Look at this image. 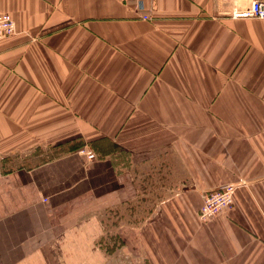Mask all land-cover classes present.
<instances>
[{"label":"crops","instance_id":"1","mask_svg":"<svg viewBox=\"0 0 264 264\" xmlns=\"http://www.w3.org/2000/svg\"><path fill=\"white\" fill-rule=\"evenodd\" d=\"M215 1L0 0V264H264V21Z\"/></svg>","mask_w":264,"mask_h":264},{"label":"built area","instance_id":"2","mask_svg":"<svg viewBox=\"0 0 264 264\" xmlns=\"http://www.w3.org/2000/svg\"><path fill=\"white\" fill-rule=\"evenodd\" d=\"M137 9L142 13L144 6L142 0H136ZM215 18L231 19H257L264 21V0H216L214 2ZM144 19H149L146 15ZM16 23L10 15H0V41L16 35ZM80 155L86 156L89 161L97 158L90 150L80 151ZM239 184H227L223 187L210 191L203 196V203L200 210V218L208 222L225 208L234 204V195Z\"/></svg>","mask_w":264,"mask_h":264},{"label":"rangeland","instance_id":"3","mask_svg":"<svg viewBox=\"0 0 264 264\" xmlns=\"http://www.w3.org/2000/svg\"><path fill=\"white\" fill-rule=\"evenodd\" d=\"M147 211V210H146Z\"/></svg>","mask_w":264,"mask_h":264}]
</instances>
